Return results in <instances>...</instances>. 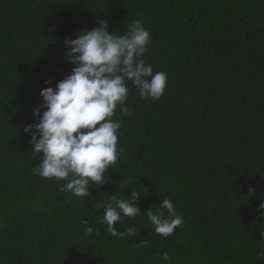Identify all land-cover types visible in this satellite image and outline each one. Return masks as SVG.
<instances>
[{
	"label": "trees",
	"instance_id": "16d2710c",
	"mask_svg": "<svg viewBox=\"0 0 264 264\" xmlns=\"http://www.w3.org/2000/svg\"><path fill=\"white\" fill-rule=\"evenodd\" d=\"M101 19L110 34L142 21L147 63L168 83L149 100L127 82L130 114L112 117L122 151L80 198L33 173L42 153L23 129L41 90L72 72L65 38ZM130 187L141 213L114 227L137 235L113 236L103 207ZM164 199L183 216L167 238L144 213ZM261 202L264 0H0V264H264Z\"/></svg>",
	"mask_w": 264,
	"mask_h": 264
},
{
	"label": "clouds",
	"instance_id": "9594fccd",
	"mask_svg": "<svg viewBox=\"0 0 264 264\" xmlns=\"http://www.w3.org/2000/svg\"><path fill=\"white\" fill-rule=\"evenodd\" d=\"M96 23L98 27L82 31L75 39L65 38L64 55L66 62L74 65L72 72L55 89L41 90L43 102L33 110L38 123L23 129L30 134L32 154L42 153L33 173L41 178L66 180L60 190L80 198L90 195V185L105 182V172L122 151L118 148L122 124L112 117L118 106L123 115L130 114L126 104L127 82L138 89L141 98L149 100L161 99L168 83L166 72L154 73L152 65L147 63L151 36L142 21H134L126 34H110L104 19ZM131 182L129 179L126 183ZM254 192L255 189H250V193ZM140 196V191L133 189L127 199L111 195L103 207V222L113 236L137 235L134 227L117 232L114 225L122 223L124 217L135 218L141 213L137 206ZM159 205L158 214L152 208L144 213L154 232L167 238L183 224V216L177 213L170 199L162 200ZM163 210L167 211V217ZM257 212L264 217V202L259 204ZM92 232V227L86 229V234ZM145 243L142 241L141 246ZM161 260L169 261L167 252L161 254Z\"/></svg>",
	"mask_w": 264,
	"mask_h": 264
}]
</instances>
